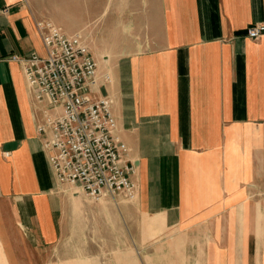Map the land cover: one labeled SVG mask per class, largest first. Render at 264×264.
Wrapping results in <instances>:
<instances>
[{
    "label": "crops",
    "instance_id": "0c3cea01",
    "mask_svg": "<svg viewBox=\"0 0 264 264\" xmlns=\"http://www.w3.org/2000/svg\"><path fill=\"white\" fill-rule=\"evenodd\" d=\"M40 20L81 32L110 75L96 95L114 98L133 197L57 182L48 103L13 58L45 55ZM256 23L264 0H0V264H264Z\"/></svg>",
    "mask_w": 264,
    "mask_h": 264
},
{
    "label": "built area",
    "instance_id": "2783aa9c",
    "mask_svg": "<svg viewBox=\"0 0 264 264\" xmlns=\"http://www.w3.org/2000/svg\"><path fill=\"white\" fill-rule=\"evenodd\" d=\"M37 28L45 55L32 52L13 58L22 61L36 98L48 103L45 124L39 130L49 133L44 146L57 182L77 187L91 199L120 193L133 197V166L125 163L128 146L116 134L114 98L96 95L110 75L101 77L81 32L67 34L51 20L38 21ZM247 34L260 37L264 23L249 26Z\"/></svg>",
    "mask_w": 264,
    "mask_h": 264
},
{
    "label": "rangeland",
    "instance_id": "374dc122",
    "mask_svg": "<svg viewBox=\"0 0 264 264\" xmlns=\"http://www.w3.org/2000/svg\"><path fill=\"white\" fill-rule=\"evenodd\" d=\"M100 210H102V209H100ZM100 218H96V220H95V232L102 233L103 231L106 232L108 229H109V231L115 229V225H111V227H110V224L107 221H106L107 223H105ZM85 226H86V219L82 217L80 222H79V229L85 232L86 231ZM98 242L101 243L102 241H98Z\"/></svg>",
    "mask_w": 264,
    "mask_h": 264
},
{
    "label": "bare ground",
    "instance_id": "6f19581e",
    "mask_svg": "<svg viewBox=\"0 0 264 264\" xmlns=\"http://www.w3.org/2000/svg\"><path fill=\"white\" fill-rule=\"evenodd\" d=\"M104 90V89H103ZM1 190V189H0ZM209 238V237H208Z\"/></svg>",
    "mask_w": 264,
    "mask_h": 264
}]
</instances>
